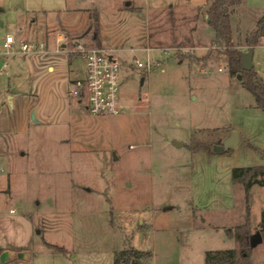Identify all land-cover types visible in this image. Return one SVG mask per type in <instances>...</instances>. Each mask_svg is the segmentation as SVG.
<instances>
[{
    "label": "rangeland",
    "instance_id": "obj_1",
    "mask_svg": "<svg viewBox=\"0 0 264 264\" xmlns=\"http://www.w3.org/2000/svg\"><path fill=\"white\" fill-rule=\"evenodd\" d=\"M205 1L0 0V188L11 189L0 191V248L14 249V264H114L128 245L153 251L136 264H205V250L236 246L226 229L244 222L247 204L259 229L264 186L254 183L247 201L232 168L264 164V110L223 55L205 66L180 58L212 45L202 16L193 47L191 9ZM244 7L251 28L264 0ZM59 30L68 44L113 49L124 111L93 114L69 94L82 62L50 50ZM7 32L47 37L49 50L17 46L6 57ZM253 63L264 81V36ZM234 129L238 144L220 149ZM252 258L264 264V240Z\"/></svg>",
    "mask_w": 264,
    "mask_h": 264
},
{
    "label": "trees",
    "instance_id": "obj_2",
    "mask_svg": "<svg viewBox=\"0 0 264 264\" xmlns=\"http://www.w3.org/2000/svg\"><path fill=\"white\" fill-rule=\"evenodd\" d=\"M241 2L242 0H212L207 9L209 24L213 27L216 34L212 40V45L201 56L192 53L184 54L181 53L180 49L178 52L181 53V59L188 58L191 62L202 63L204 66L213 58L215 52L223 55V60L230 74L240 76L243 85L255 96L258 106L264 110V81L260 80L254 67L251 69L242 67L241 56L243 50L233 40L231 11L233 6ZM93 10L91 18L96 29H98L99 15L97 10ZM262 35H264V14L259 17L256 27L250 30L246 36L245 41L248 47H254ZM94 38L97 39L96 34H94ZM260 175L262 177L258 178ZM232 180L244 184L248 201L252 185L264 181V164L235 166L232 168ZM250 225V206L247 204L244 222L226 229L228 236L235 238L236 246L205 250V264H254L252 258L254 246L251 244V238L255 232L251 231ZM258 230L262 233L264 240V209L261 213ZM47 244L57 250L65 251V248L58 244L50 242H47ZM144 254L151 255L152 252L128 245L116 252L114 264H136Z\"/></svg>",
    "mask_w": 264,
    "mask_h": 264
},
{
    "label": "built area",
    "instance_id": "obj_3",
    "mask_svg": "<svg viewBox=\"0 0 264 264\" xmlns=\"http://www.w3.org/2000/svg\"><path fill=\"white\" fill-rule=\"evenodd\" d=\"M23 53L49 50V38L40 40L18 38L14 33L7 32L2 41V51L7 57L15 51V47ZM50 50H65L73 60H80L81 73L70 79L69 94L82 103L93 114H117L124 111L121 102V70L123 62L113 53L112 48L100 44L77 41L68 44L66 34L59 30L54 36V46ZM148 52L151 48H147ZM137 65L151 68L153 61L147 57L146 62L135 57ZM7 66V62L3 63ZM223 68V67H220ZM4 68L0 69V73ZM13 211V209H12Z\"/></svg>",
    "mask_w": 264,
    "mask_h": 264
},
{
    "label": "crops",
    "instance_id": "obj_4",
    "mask_svg": "<svg viewBox=\"0 0 264 264\" xmlns=\"http://www.w3.org/2000/svg\"><path fill=\"white\" fill-rule=\"evenodd\" d=\"M245 1L246 0H242V2L240 4L233 6L232 7V11H231V26H232L233 40L243 51L245 50V47H248V45L245 43L246 42L245 41L246 40V36H247L248 32L256 27V24H257V21H258L259 17L264 14L263 10H262V12L258 11V13L255 15L254 19H252V21H251L252 22V27L251 28L250 27H246L245 26V24L247 23L246 14L243 11V9H245V7H244ZM211 2H212V0H206L205 2H203L201 4L195 5L191 9V14H193L195 16L191 20V23H192L191 34H192V40L194 42V46L193 47L196 48V49H197V45H196V42H195V34H196V31H197V27H198V21L203 16V18H205L209 22L208 15H207L208 14L207 9H208V7H209ZM172 5H174V3H172ZM174 9L176 10V7H174ZM176 12H179V11L176 10ZM245 30H246V32H245ZM262 36H264V35H262ZM238 37H239L240 40L238 39ZM260 38H259V40H260ZM239 41H240V43H239ZM242 42H244V43H242ZM48 68H49V70H54L55 66L52 63H50L48 65ZM258 77L260 78L259 75H258ZM260 80H262V79L260 78ZM234 130H236V129H234ZM237 131H238V129H237ZM257 184H259L261 186H264V181L262 183H257ZM1 190H4L6 193L11 194V189H10L9 186L4 188V189L0 188V191ZM263 209L264 208H262V210ZM10 210L12 211V209H10ZM262 210H261V213H262ZM230 227H232V226H230ZM227 228H229V226ZM228 237L229 236L225 237V239L228 238ZM1 249H6V248H1ZM7 249L11 250L12 258L9 259L8 261L4 262V263L0 262V264H14V262H15V254H14L15 251H14V249H12V248H7ZM141 250H145V249H141ZM148 250H150V249H148ZM150 251L152 252V254H151V257H152L153 256V251L152 250H150ZM22 252H23V255L22 256H18V257L20 259H24V260H27V261L31 262V259H32L31 251H29L28 249H25V250L23 249Z\"/></svg>",
    "mask_w": 264,
    "mask_h": 264
},
{
    "label": "water",
    "instance_id": "obj_5",
    "mask_svg": "<svg viewBox=\"0 0 264 264\" xmlns=\"http://www.w3.org/2000/svg\"><path fill=\"white\" fill-rule=\"evenodd\" d=\"M127 4H129V1H127ZM253 56H254V47H250L247 50L242 51L241 61H242V67L243 68L251 69L252 67H254ZM33 117L35 118L34 114H33ZM238 142H239L238 131L233 130L231 132V134L225 138L223 145L220 146V149H223L225 147H229L232 145H237ZM175 143L178 145L183 144V142H181V141H175ZM262 241H263L262 233L260 232V230H257L251 238V244L253 246H256L257 244L261 243ZM22 255H23V252L19 251L18 256H22ZM11 258H12V253H11L10 249H1L0 248V262L4 263Z\"/></svg>",
    "mask_w": 264,
    "mask_h": 264
}]
</instances>
